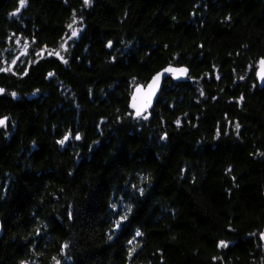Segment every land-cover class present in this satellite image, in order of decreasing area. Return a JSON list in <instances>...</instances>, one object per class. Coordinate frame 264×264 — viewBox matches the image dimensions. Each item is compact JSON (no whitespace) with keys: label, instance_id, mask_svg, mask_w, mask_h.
Listing matches in <instances>:
<instances>
[{"label":"trees","instance_id":"obj_1","mask_svg":"<svg viewBox=\"0 0 264 264\" xmlns=\"http://www.w3.org/2000/svg\"><path fill=\"white\" fill-rule=\"evenodd\" d=\"M261 61L264 0H8L0 264H264Z\"/></svg>","mask_w":264,"mask_h":264},{"label":"water","instance_id":"obj_2","mask_svg":"<svg viewBox=\"0 0 264 264\" xmlns=\"http://www.w3.org/2000/svg\"><path fill=\"white\" fill-rule=\"evenodd\" d=\"M8 0H0V13ZM190 69L186 66L169 65L157 72L147 84L137 85L130 98V110L134 119L144 116L155 108L159 95L167 79L176 82H186L189 79ZM257 78L260 87H264V64L262 61L257 70ZM3 123L5 120H2ZM3 229L0 224V237Z\"/></svg>","mask_w":264,"mask_h":264},{"label":"rangeland","instance_id":"obj_3","mask_svg":"<svg viewBox=\"0 0 264 264\" xmlns=\"http://www.w3.org/2000/svg\"><path fill=\"white\" fill-rule=\"evenodd\" d=\"M76 34L77 33L75 31L71 30L70 35L67 36L66 39L64 40V42L61 44L60 49H58V50H50V49L49 50H43L42 52H40V54L41 55H46V54L56 55V56H59L62 58L65 50L68 47V44L70 43L72 38L76 36ZM17 46L19 47L20 52H18L15 60L18 59L22 54H24L26 52V48H27V45L23 42V40L21 38L17 39Z\"/></svg>","mask_w":264,"mask_h":264},{"label":"snow or ice","instance_id":"obj_4","mask_svg":"<svg viewBox=\"0 0 264 264\" xmlns=\"http://www.w3.org/2000/svg\"><path fill=\"white\" fill-rule=\"evenodd\" d=\"M262 64H264V61H262ZM3 121H0V124H2ZM239 127V125H237V128ZM61 143H63V141H61ZM223 244V242H221Z\"/></svg>","mask_w":264,"mask_h":264}]
</instances>
